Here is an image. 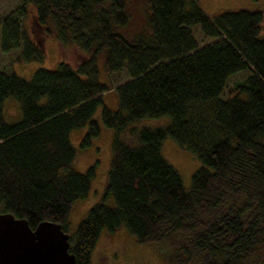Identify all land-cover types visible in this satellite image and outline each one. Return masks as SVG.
I'll list each match as a JSON object with an SVG mask.
<instances>
[{"label":"trees","instance_id":"obj_1","mask_svg":"<svg viewBox=\"0 0 264 264\" xmlns=\"http://www.w3.org/2000/svg\"><path fill=\"white\" fill-rule=\"evenodd\" d=\"M132 0H20L1 20L0 51L22 48L16 60L44 59L52 36L80 51L75 65L59 61L36 68L29 79L0 71V212L41 221L66 220L75 200L87 196L96 162L74 170L73 130L86 128L79 150L93 145L101 125L110 133L103 192L68 236L75 264L104 230L124 228L137 242H163L173 264H264V38L257 10L225 9L207 15L197 0H135L139 29H131ZM31 5L30 36L20 22ZM210 41L198 45L191 27ZM103 70L126 69L112 88L115 108L104 104L111 88ZM247 70L226 98L228 78ZM20 118L4 120V99ZM99 109V118H93ZM167 124L136 127L142 118ZM170 138L200 166L185 189L165 160ZM108 198L112 204H106Z\"/></svg>","mask_w":264,"mask_h":264},{"label":"rangeland","instance_id":"obj_2","mask_svg":"<svg viewBox=\"0 0 264 264\" xmlns=\"http://www.w3.org/2000/svg\"><path fill=\"white\" fill-rule=\"evenodd\" d=\"M197 2L201 9L209 16L225 9L259 11L262 15V20L260 22L258 36L259 38H264V0H197ZM19 6L20 0H0V25L2 18ZM26 10V16L20 22L19 27L21 37L26 35L30 36V29L32 26L31 13L33 8L31 5H27ZM130 10L132 22L129 30L139 29L141 24L140 9L135 0L131 1ZM191 31L199 46L210 41V38L203 36L198 26L191 27ZM42 47L44 59L41 62L16 60L22 48V40L19 41L16 48H12L8 52L0 51V71L4 73L14 72L21 78L29 79L36 68L43 67L50 69L55 67L59 61L75 65V63L79 62L81 59V52L76 50L74 46L63 45L60 47L59 43L52 36H45L43 38ZM97 64L99 67V80L104 82L108 88H111V90H108L103 95L104 104L110 109H113L115 106H113L112 103L116 101V93L112 87L128 79L126 69L123 66L116 72L107 73L103 70L99 58ZM247 74V70H241L231 75L220 97L226 98L232 89L233 83L242 79ZM2 114L4 120L8 123L15 122L20 118L18 103L14 98L8 97L4 99ZM93 118H97V120L100 121L99 109L96 110ZM168 121L169 117L167 116L157 118L146 117L134 122V124H136V127H156L163 126L167 124ZM85 129L73 130L69 136L71 144L77 151L75 159L73 160V168L78 172H82L88 165L96 162L95 177L90 183L87 196L75 200L71 205L65 224V232L68 235L73 233L76 224L84 217L87 209L101 197L109 164L110 133L108 128L101 125L100 134L94 139L93 145L86 150H79L76 142L78 138L82 136ZM161 153L165 160L178 171L183 187L188 189L190 186L191 173L200 166L196 157L190 152L179 148L170 138H165L162 141ZM105 202L111 205L112 199L108 198ZM104 250L108 255L104 264H173L170 258L171 251L165 243L137 242L135 238L122 227L111 233L104 230L99 233L89 254V264H101L99 258Z\"/></svg>","mask_w":264,"mask_h":264},{"label":"water","instance_id":"obj_3","mask_svg":"<svg viewBox=\"0 0 264 264\" xmlns=\"http://www.w3.org/2000/svg\"><path fill=\"white\" fill-rule=\"evenodd\" d=\"M68 234L41 221L31 229L24 218L0 212V264H75Z\"/></svg>","mask_w":264,"mask_h":264},{"label":"flooded vegetation","instance_id":"obj_4","mask_svg":"<svg viewBox=\"0 0 264 264\" xmlns=\"http://www.w3.org/2000/svg\"><path fill=\"white\" fill-rule=\"evenodd\" d=\"M107 257H108L107 252L104 250V252L101 253L100 258H99L100 263L104 264L106 259H107Z\"/></svg>","mask_w":264,"mask_h":264},{"label":"crops","instance_id":"obj_5","mask_svg":"<svg viewBox=\"0 0 264 264\" xmlns=\"http://www.w3.org/2000/svg\"><path fill=\"white\" fill-rule=\"evenodd\" d=\"M114 102V101H113ZM111 103V102H110ZM113 104V106H115L116 105V101L114 102V103H112Z\"/></svg>","mask_w":264,"mask_h":264}]
</instances>
